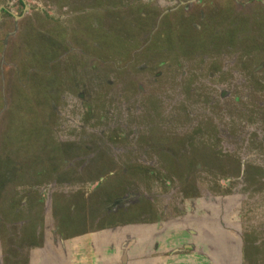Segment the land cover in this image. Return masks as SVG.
Listing matches in <instances>:
<instances>
[{"label": "rangeland", "instance_id": "1", "mask_svg": "<svg viewBox=\"0 0 264 264\" xmlns=\"http://www.w3.org/2000/svg\"><path fill=\"white\" fill-rule=\"evenodd\" d=\"M24 2L0 0V264L114 227L127 250L147 217L186 262L264 264V0Z\"/></svg>", "mask_w": 264, "mask_h": 264}, {"label": "crops", "instance_id": "2", "mask_svg": "<svg viewBox=\"0 0 264 264\" xmlns=\"http://www.w3.org/2000/svg\"><path fill=\"white\" fill-rule=\"evenodd\" d=\"M23 4L24 10H26L29 5L24 2V0H21ZM1 12H8L10 14V11L6 10L3 5H0V13ZM85 14V13H84ZM13 19L22 17L20 14L12 13L10 14ZM78 15V14H76ZM1 19V15H0ZM83 19V17L81 18ZM14 30L11 32H8L9 34H12ZM183 212V211H182ZM162 219V218H161ZM147 220V221H146ZM146 220L142 219L140 222L132 223L135 228L133 230L134 232H131L128 227L130 226H124L127 229L124 230V233L127 234V236L132 237L133 234L136 239H140V244H135L134 241H131L128 245V249L125 250L124 247L123 251L121 250V239L122 234H117V229L120 227H114L112 229H100L96 231H82L77 233L76 235H68L65 240H60L63 245L67 248V263L68 264H119L118 261L126 262V261H135L136 263L140 264H159L161 262L162 264H169L170 259H178V264H191L190 262H186L185 256L181 258L182 251H179V248L177 247H187L190 246V242H188L186 237V227H183L180 223H177L175 228L172 229L170 227V223L166 222L164 223V219H154L147 217ZM158 220L159 223H157ZM161 222V224H160ZM138 223V224H137ZM218 223V221H217ZM137 224V225H136ZM148 227L150 230V234L147 235L144 229V227ZM139 227L137 230L136 228ZM147 231V229H146ZM162 231L166 234L174 232V236L176 239L180 238L182 236V241H178V244H176L174 247L175 249L169 251V247L172 246V242H170V239L162 237L160 235ZM188 231V230H187ZM105 232H107L105 234ZM190 232V231H189ZM109 233V234H108ZM191 233V232H190ZM195 233V231H194ZM156 234L158 237V240H156ZM124 235V234H123ZM146 236V237H145ZM164 239V240H163ZM169 240V243H168ZM65 241V242H64ZM176 242V241H175ZM168 243V244H167ZM142 248L141 250H135V248ZM130 249V250H129ZM165 252L171 253V255H165ZM59 254V253H56ZM123 255V259H122ZM59 257V256H58ZM89 257H92L91 260H88ZM94 258V259H93ZM124 260V261H123ZM61 262V261H59ZM125 264V263H120Z\"/></svg>", "mask_w": 264, "mask_h": 264}, {"label": "flooded vegetation", "instance_id": "3", "mask_svg": "<svg viewBox=\"0 0 264 264\" xmlns=\"http://www.w3.org/2000/svg\"><path fill=\"white\" fill-rule=\"evenodd\" d=\"M19 2H20V4H22V1H21V0H18V3H19ZM23 9H24V8H23ZM10 14H12V13L10 12ZM12 18H13V17H12ZM2 49H3V50H4V49L6 50V46H3ZM180 73H181L182 75L184 74L182 70H181ZM227 74H228V73H227ZM211 76H212V75H211ZM233 76H234V75H233ZM180 77L183 79V76H180ZM235 81H236V80H235L234 77H233V79H232V85H234V82H235ZM260 81H261V80H260ZM212 86H213V85H212ZM213 87L215 88V86H213ZM215 89H216V88H215ZM215 89H214V90H215ZM141 90H142V89H141ZM226 93H228V92L225 90V91L222 93L223 96H226ZM215 96H218V94H216V95H214V96L211 95L212 99H213V97H215ZM139 97H140V96H139ZM159 97H160L162 100H161L160 98L158 99V105H159V107L161 106V108L164 109L163 111H161V113H163V112H165V102H166V100H165L164 95H160ZM232 97H233V96H232ZM135 98H138V95H136ZM202 98L205 99L204 96H202ZM206 98H207V97H206ZM225 98H226V97H225ZM214 101H216V100H214ZM204 102H205V101L203 100L202 103H204ZM216 102H218V101H216ZM208 103L213 104L212 101H211V102H208ZM208 103H207V104H208ZM214 103H215V102H214ZM221 105H223V104H221ZM202 106H203V104H202ZM205 106H206V104H204L203 107H205ZM228 106H229V105H225V107H227V108H228ZM203 107H199V109H202L200 112L198 111L199 113H204V112H206V111L204 110ZM231 108H235V107L231 106ZM231 108H230V109H231ZM199 109H198V110H199ZM150 111H151V110H149V112H150ZM143 112H144V111H143ZM150 114L152 115V112H150ZM147 115H148V113H147ZM191 115H193V113H191ZM137 117H139V114H137ZM140 117H142L141 121H147V124H148V121L151 120V118H150V117H147V116H144V117H143V116H140ZM174 120H175V119H174ZM163 126L166 127V126H167V123L163 122ZM164 129H165V128H164ZM197 147L199 148V150H201V149L203 148L202 145L197 146ZM218 147H220V144H217L215 148H218ZM167 149L170 150V148H164V149H163V148L161 147V150L168 151ZM196 149H197V148H196ZM236 159H237V157L235 156L234 159H233V162H235ZM224 160H227V159H224ZM227 161H230V160H227ZM103 179H105L104 181L106 182L107 178H103ZM104 181H103V183H105ZM121 200H124L123 197L117 198V196H116V197L114 198V201H116V202H121ZM19 208H21L22 211L24 210L21 206H20ZM151 208H153V207H151ZM151 208H150V211L153 210V209H151ZM127 210H129V209H126V211H127ZM150 211H149V212H150ZM153 212H154V211H153ZM153 212H150V213L154 214ZM69 222H70V220H69ZM69 222H68V223H69ZM242 250H243V249H242Z\"/></svg>", "mask_w": 264, "mask_h": 264}, {"label": "water", "instance_id": "4", "mask_svg": "<svg viewBox=\"0 0 264 264\" xmlns=\"http://www.w3.org/2000/svg\"><path fill=\"white\" fill-rule=\"evenodd\" d=\"M233 263V262H232Z\"/></svg>", "mask_w": 264, "mask_h": 264}]
</instances>
